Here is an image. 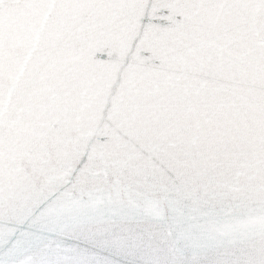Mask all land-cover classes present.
<instances>
[{"label": "snow or ice", "instance_id": "1", "mask_svg": "<svg viewBox=\"0 0 264 264\" xmlns=\"http://www.w3.org/2000/svg\"><path fill=\"white\" fill-rule=\"evenodd\" d=\"M0 264H264V0H0Z\"/></svg>", "mask_w": 264, "mask_h": 264}]
</instances>
